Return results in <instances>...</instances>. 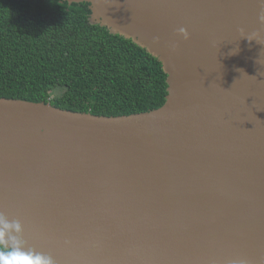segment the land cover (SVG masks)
<instances>
[{
    "label": "water",
    "instance_id": "1",
    "mask_svg": "<svg viewBox=\"0 0 264 264\" xmlns=\"http://www.w3.org/2000/svg\"><path fill=\"white\" fill-rule=\"evenodd\" d=\"M63 1L158 58L168 94L116 116L0 97V213L26 249L54 264H264V0Z\"/></svg>",
    "mask_w": 264,
    "mask_h": 264
},
{
    "label": "trees",
    "instance_id": "2",
    "mask_svg": "<svg viewBox=\"0 0 264 264\" xmlns=\"http://www.w3.org/2000/svg\"><path fill=\"white\" fill-rule=\"evenodd\" d=\"M91 14L89 2L0 0V97L108 116L162 106V63Z\"/></svg>",
    "mask_w": 264,
    "mask_h": 264
},
{
    "label": "clouds",
    "instance_id": "3",
    "mask_svg": "<svg viewBox=\"0 0 264 264\" xmlns=\"http://www.w3.org/2000/svg\"><path fill=\"white\" fill-rule=\"evenodd\" d=\"M259 20L264 24V14H261ZM178 31L185 39L188 38L186 29L180 28ZM22 231L23 225L19 220H9L0 213V264H54L51 257L26 249ZM237 264L244 262L240 261Z\"/></svg>",
    "mask_w": 264,
    "mask_h": 264
},
{
    "label": "rangeland",
    "instance_id": "4",
    "mask_svg": "<svg viewBox=\"0 0 264 264\" xmlns=\"http://www.w3.org/2000/svg\"><path fill=\"white\" fill-rule=\"evenodd\" d=\"M63 89L62 88H56L54 91H53V96H57V95H60L63 93Z\"/></svg>",
    "mask_w": 264,
    "mask_h": 264
}]
</instances>
